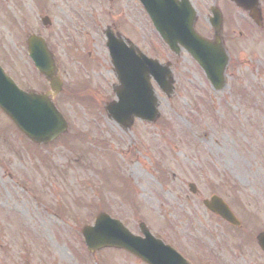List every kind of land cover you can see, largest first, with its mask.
Here are the masks:
<instances>
[{
    "label": "rangeland",
    "instance_id": "rangeland-1",
    "mask_svg": "<svg viewBox=\"0 0 264 264\" xmlns=\"http://www.w3.org/2000/svg\"><path fill=\"white\" fill-rule=\"evenodd\" d=\"M45 15L47 27L39 20ZM108 27L173 64L174 94L166 97L153 84L154 123L134 120L123 129L107 117ZM32 33L47 40L62 65L68 130L62 145H40L44 158L31 156L34 146L0 113V158L7 154L0 162V264H121L126 255L118 250L90 258L81 228L104 212L134 233L143 222L170 240L185 208L178 198L192 197L189 183L202 198L227 190L250 211L264 212V50L255 53L245 41L229 62L226 86L216 91L190 57L173 59L160 48L136 0H0V62L24 87L41 84L26 56ZM78 100L85 101L76 107Z\"/></svg>",
    "mask_w": 264,
    "mask_h": 264
},
{
    "label": "water",
    "instance_id": "water-1",
    "mask_svg": "<svg viewBox=\"0 0 264 264\" xmlns=\"http://www.w3.org/2000/svg\"><path fill=\"white\" fill-rule=\"evenodd\" d=\"M151 18L156 30L171 47L177 43L185 47L190 55L204 70L207 79L215 89L224 86L223 72L227 57L223 50L217 49L215 43H209L196 35L192 29L194 12L187 0H140ZM42 22L47 23L46 19ZM106 45L110 51L112 64L117 75L119 86L115 90L118 101L107 106L108 116L120 126L126 128L133 119L153 122L158 117L157 100L149 82V76L170 94L171 75L168 70L162 71L157 64L143 56L134 58L125 52L119 40H115L110 31H106ZM29 56L40 74L52 80L55 64L43 39L28 38ZM0 110L5 113L14 125L31 141L49 142L66 130V122L46 95L26 93L18 89L0 68ZM221 210L218 211L220 213ZM144 239L131 235L117 220L106 214H99L93 226L82 229V236L89 251L104 247L126 249L149 264H156L151 257L159 252L157 245H162L150 236L144 225L140 224ZM166 248V247H165Z\"/></svg>",
    "mask_w": 264,
    "mask_h": 264
},
{
    "label": "flooded vegetation",
    "instance_id": "flooded-vegetation-1",
    "mask_svg": "<svg viewBox=\"0 0 264 264\" xmlns=\"http://www.w3.org/2000/svg\"><path fill=\"white\" fill-rule=\"evenodd\" d=\"M190 2L194 4L197 13L194 29L208 40H217L226 51L229 62L242 55L241 45L245 41H251V44L255 45V53L264 50V0ZM242 2H248L249 7H242ZM213 12H216L219 20L217 26L211 23ZM167 53L169 56L173 55L168 50ZM179 54L186 53L179 48L173 58ZM57 76L62 83L60 64ZM114 83L113 76L111 87ZM39 91L48 90L45 88ZM53 100L62 106V84ZM225 191L227 190L221 195L212 193L202 198L200 193L194 190L191 198L187 194L181 196V199L178 198L180 202H184L185 208L178 212L175 230L170 236V245L179 255V258H174L173 264H264V250L260 246V240L264 239V212H259L257 206L253 208L254 212L250 211L249 206L244 207L239 203V198L228 196ZM212 196H217L215 201L227 210L225 216L216 214L204 206L203 202ZM193 197L199 208L204 209V213L197 212V208L192 204ZM211 207L217 209V204ZM162 241L167 243L164 238ZM124 254L126 260L121 264H146L130 253Z\"/></svg>",
    "mask_w": 264,
    "mask_h": 264
}]
</instances>
